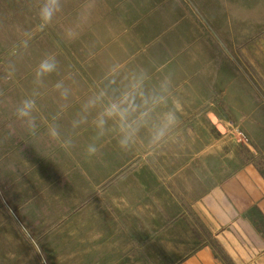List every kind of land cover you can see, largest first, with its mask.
Here are the masks:
<instances>
[{
    "label": "rangeland",
    "instance_id": "obj_1",
    "mask_svg": "<svg viewBox=\"0 0 264 264\" xmlns=\"http://www.w3.org/2000/svg\"><path fill=\"white\" fill-rule=\"evenodd\" d=\"M28 1L0 0V264H176L196 244L168 234L167 226L175 224V219L166 220L168 192L182 202L210 186L202 165L182 171L198 148L160 143L125 150L111 131L98 137L95 125L94 131L74 132V142L65 148L47 132L27 131L28 118H18L16 110L36 88L37 61L52 56L45 49L38 51V43L53 36L48 24L39 28L41 7ZM193 1L206 26L230 46L231 59L240 63L239 82L245 87L254 78L248 85L250 95L263 111L264 0ZM247 43L254 45V52ZM249 59L254 66H247ZM62 70L74 76V67ZM245 94L233 101L238 113L246 111L241 100ZM210 102L208 96L207 111ZM218 103L216 123L232 130L238 125L227 134H236L249 158L264 154V116H238L225 99ZM191 118L177 117L176 124L193 122ZM206 119L201 118L208 124ZM91 144L97 152L89 156ZM141 168L143 175L138 176Z\"/></svg>",
    "mask_w": 264,
    "mask_h": 264
},
{
    "label": "crops",
    "instance_id": "obj_2",
    "mask_svg": "<svg viewBox=\"0 0 264 264\" xmlns=\"http://www.w3.org/2000/svg\"><path fill=\"white\" fill-rule=\"evenodd\" d=\"M44 2L29 0L27 4L41 7ZM59 2L60 10L47 25L53 36L38 43V51L52 52V56L43 57L56 58L61 74L56 67V77L51 73L36 75L35 90L24 94V99L35 101L31 113L35 133H49L55 127L59 138L49 134L52 140L74 142V132L95 130V116L102 104L85 110L90 99L103 92L106 103L126 91H135L137 103L144 107L143 97L159 93L161 83L166 82V100L153 108V121L162 120L168 110L174 111L176 117L194 118L193 122L191 118L175 123L166 144L161 143L173 148H198L183 174L200 164V170H205L211 181L196 197L186 196L182 202L176 201L175 193L168 192L166 220L175 219V224L167 226L168 234L196 244L176 264H264V154L249 158L234 137L236 134H227L238 125L234 130L221 128L214 119L220 114L218 101L224 99L235 115L264 116V110L259 112L256 106L255 96L250 95L248 85L254 83V78L247 80L245 87L239 82L240 63L231 59L230 46L224 45L216 30L206 26L193 0ZM247 44L254 52V45ZM234 46L231 49L236 52L239 46ZM249 63L253 65L254 61L249 59L247 66ZM72 67L74 76L68 75L69 70L63 75L62 69ZM57 84L62 87L57 88ZM136 85L141 86L136 89ZM65 90L67 95L63 96ZM244 92L241 100L245 99L246 111L238 113L233 101ZM208 96L210 111L205 103ZM48 116L53 121L49 127ZM74 116L78 119L74 120ZM206 116L208 124L201 120L204 117L207 122ZM135 146H148L146 133L140 134ZM150 160L153 163L152 157ZM142 170L136 174L143 175Z\"/></svg>",
    "mask_w": 264,
    "mask_h": 264
},
{
    "label": "clouds",
    "instance_id": "obj_3",
    "mask_svg": "<svg viewBox=\"0 0 264 264\" xmlns=\"http://www.w3.org/2000/svg\"><path fill=\"white\" fill-rule=\"evenodd\" d=\"M60 10L59 0H45L39 11V16L42 21L40 28L42 29L47 24L51 23L53 16ZM71 36L72 34L69 33ZM56 69V61L54 57L46 58L39 64L36 75L41 77L46 73H51ZM141 85H136L138 89ZM57 88L62 87L61 84L56 85ZM161 91L153 93L151 96L143 97L144 107H140L137 103V95L135 91H126L118 98L108 99L105 103L103 97L105 93L101 92L95 98L90 99L85 105V110L95 107L97 103L102 104V110L98 113L95 120V127L97 128V136L105 135L106 131H111L117 138L118 145L125 150L134 146L140 134L146 133L147 142L149 146L159 145L168 136L170 130L175 125L177 117L175 112L168 110L164 113L163 119L153 121V108L158 107L161 103L165 102L168 85L166 82L161 83ZM63 96L67 95V90L61 93ZM178 107V106H177ZM35 108L34 100H25L22 106L17 108L16 115L18 118H29L27 120V127L29 131L35 134L36 125L34 118H31L32 110ZM113 123L108 125V121ZM49 134L58 139L59 132L55 127L49 129ZM71 145V141H64L62 146L67 148ZM97 152L95 144H91L87 148L89 156Z\"/></svg>",
    "mask_w": 264,
    "mask_h": 264
}]
</instances>
